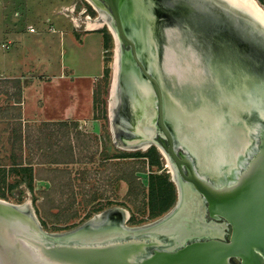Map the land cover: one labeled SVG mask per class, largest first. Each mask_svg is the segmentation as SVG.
Masks as SVG:
<instances>
[{
	"label": "water",
	"instance_id": "obj_1",
	"mask_svg": "<svg viewBox=\"0 0 264 264\" xmlns=\"http://www.w3.org/2000/svg\"><path fill=\"white\" fill-rule=\"evenodd\" d=\"M93 1L109 12L127 48L122 73L139 77L151 128L167 141L177 203L146 227L118 217L57 235L26 205L0 199V263L264 264V24L219 0ZM241 141L256 153L232 184L216 185V160L234 164Z\"/></svg>",
	"mask_w": 264,
	"mask_h": 264
},
{
	"label": "rangeland",
	"instance_id": "obj_2",
	"mask_svg": "<svg viewBox=\"0 0 264 264\" xmlns=\"http://www.w3.org/2000/svg\"><path fill=\"white\" fill-rule=\"evenodd\" d=\"M241 9L244 13L251 14L249 9L245 7H241ZM84 10L85 13L81 14ZM87 16L96 18L98 13L84 0H0V60L2 61L0 70L8 72L6 70L17 69L22 73L28 71L33 73L42 66L52 74L68 70L70 64H76L80 57V54H73L69 46L78 40L77 33L80 34L85 31L84 27L78 28L75 26L74 19H78V23L83 25ZM28 27L35 29L36 32L29 33L27 31ZM104 36L106 47H104L103 65L108 69V75L107 78H98L95 86H97V83L104 84L108 80L106 94L102 95L105 104L98 105L97 116L89 121L78 122L75 127L69 126L68 129H64L66 125H62V128L60 126L51 128L57 134L52 140L58 141V144H64V140L67 138L72 140L73 143L74 139L78 137V133L80 137H83L82 139H91L92 149L83 162L76 161L73 164L59 166L50 163L39 164L38 160L47 150H43V152L35 151L34 149L38 146L37 143L35 145L30 141V144H23L20 150L14 147L10 139L13 130L18 128V124H16L18 122L13 118H18L20 110L18 106H13L11 96L10 99H7L5 94H0V196L4 195V201L20 206L26 205L24 203L29 199L31 201L29 208L39 220L42 230L49 234H65L83 227L91 220V224L102 223L107 220L105 216H109L112 209H123L129 213V219L124 223L122 222V226L130 229L146 227L162 219L178 200L177 183L173 181L167 164L157 148L150 146L155 150V154L148 151L149 149H119L112 142L108 118V101L113 78L114 39L107 28L86 33L88 39L97 38L99 42ZM80 40H82V37H80ZM83 42H85L87 52L91 41L85 40ZM2 44L11 46L10 50L3 49ZM123 50L126 51L127 48L124 47ZM93 55L95 57V52L91 51L89 53L91 61ZM98 56H100L99 51ZM86 59L89 60L88 56L82 53L81 60L85 62ZM77 69L92 73L95 70L94 65L88 68L84 63L79 65ZM7 85L6 81L0 83V90L4 93L7 92ZM6 107L9 109L4 112ZM117 114L121 116V112L119 114L118 111ZM21 125H24L23 122H21ZM25 125L33 127V129L42 128L50 131L44 128L42 124ZM66 130H68V133L63 136L62 134ZM74 152L75 157H78V151L75 149ZM19 158L21 159L20 162H18ZM23 160L26 161V165H24ZM152 161H154V164ZM14 163H23V167L27 168L30 165L34 173L37 174L38 172L40 174L38 179L32 181V189L28 187L29 182L22 185L14 184L11 188L10 183L15 182L17 179L14 173L16 166H12ZM55 168L67 169L71 172L73 193L71 196L69 195L70 199L68 200L67 195L62 198L56 197L57 200L62 199L61 202L64 204L67 201L71 204L63 212H60V209L50 210V208H43L42 206L45 193L51 191L53 185L52 175L48 171ZM126 168L127 172L133 170V177L141 183L144 189V192L134 200L128 196L127 182L120 178ZM84 173H87V176ZM3 176L5 181L1 182ZM25 178L28 181V174ZM150 185L154 189L165 191L167 198L169 194L173 198V204L168 208L166 206L160 215L153 218H150L152 214ZM7 186L9 191L6 190ZM45 210H49L53 215L60 213V215L69 216L66 220L48 218L43 214ZM101 214L105 218L101 217L95 221V216ZM231 263L239 264L236 259H233Z\"/></svg>",
	"mask_w": 264,
	"mask_h": 264
},
{
	"label": "bare ground",
	"instance_id": "obj_3",
	"mask_svg": "<svg viewBox=\"0 0 264 264\" xmlns=\"http://www.w3.org/2000/svg\"><path fill=\"white\" fill-rule=\"evenodd\" d=\"M89 5H91L98 13L96 18H91L87 16L83 22L78 23V19L75 20V26L78 28L84 27L85 31H97L103 28H107L108 31L112 34L114 39V62H113V78L110 87V98L108 101V118L110 121L111 128V138L113 139V144L119 149H128V150H137L143 149L146 150L150 146H154L161 152L163 159L165 160L167 167L169 169V174L171 175L173 181L178 183L176 179L174 165L172 160L168 156V154L162 149V147L155 141L154 136L159 133L157 129L151 128V110L149 106V99L145 97L141 98V95L137 93L140 91V79L137 74L132 75L131 73L124 74L122 73L123 65H127V62H123L122 52L123 46L117 38L116 31L112 26L111 17L107 10L99 7L93 0H84ZM223 4H227L231 6L235 10L238 11V7H245L249 9L251 13L255 15V17L264 24V6L259 3L258 0H219ZM235 5V6H234ZM73 8V6H71ZM237 7V8H235ZM69 9V8H68ZM243 12V11H242ZM85 10L81 12L84 14ZM75 18V17H74ZM166 58V57H165ZM161 61L163 60L161 56ZM145 82L148 81L145 79ZM109 89V88H108ZM121 112V116H119ZM246 118L245 120H247ZM251 119H249L250 121ZM250 127L252 129L255 128L253 123H250ZM154 127V125H153ZM156 128V127H154ZM157 132V133H156ZM256 140V139H255ZM257 142V140H256ZM241 148L237 146L234 147V150L231 149L232 155H236L234 164L226 163L224 166H220L222 161L226 160L224 156L221 157V162L219 159L216 162H219V169L221 171L214 172L210 177H213L215 181H213L216 185L223 184H232L239 173H241L249 163V160L253 157L254 153H256L257 145L255 143L248 144L246 141H241ZM233 148V147H232ZM228 147H225L223 151L224 153L227 151ZM234 151V153H233ZM204 161H200V164L204 165ZM197 167V166H196ZM228 167V171H225V168ZM206 168V166H205ZM201 177L210 180L209 176H207L203 171H198ZM211 181V180H210ZM212 182V181H211ZM179 187V185L177 184ZM4 201V200H3ZM6 202V201H5ZM11 204V203H10ZM29 206L31 205V201L28 199L26 203ZM20 206V205H16ZM25 206V205H24ZM22 207V206H21ZM30 209V208H29ZM31 211V210H30ZM112 215V218L105 216V222H117V218L119 217L120 223L124 222L128 219L129 213L127 210H119L112 209L109 213ZM104 217L102 214L95 216L94 220H98L99 218ZM104 217V218H105ZM204 218V216H203ZM167 234V233H166ZM162 235H160L161 237ZM204 239L210 238L208 236H201ZM199 238V237H195ZM191 239V238H189ZM179 243V242H178ZM173 246L168 245V248H174L177 245V241H172ZM1 264V263H0Z\"/></svg>",
	"mask_w": 264,
	"mask_h": 264
},
{
	"label": "crops",
	"instance_id": "obj_4",
	"mask_svg": "<svg viewBox=\"0 0 264 264\" xmlns=\"http://www.w3.org/2000/svg\"><path fill=\"white\" fill-rule=\"evenodd\" d=\"M86 33H88V31H83L80 34L77 33L78 35L75 34L78 37V40L71 43L69 46L73 54H80V57L76 64H70L68 70L54 74L49 73L44 66L35 70L33 73L31 71L22 73L17 69L6 70L8 72L0 70V81L7 82L14 79H20L21 81L20 102H15V100L12 102L13 106L19 107L20 115L18 118H13V120H16L18 123L23 122L24 125H21V129L23 127V133L25 129L30 132L29 139L26 143L30 144V141L35 145L37 143L38 146L34 149L35 151H50L51 144H54V147L58 145V141L52 140L57 136V134L55 136L54 131L51 129L54 126H60V128H62L61 126L64 124L66 125V128L64 129H68L72 126L75 127L78 122L89 121L94 117L93 91L96 80L103 75L104 46L103 39L101 42H99L97 38L90 40L86 37ZM80 37H82V40H80ZM85 40L91 41L87 52L85 42H83ZM10 47L11 46L7 44L3 45V49L5 50H10ZM91 51L95 52V57L94 55L92 56V61L89 59V53ZM98 51L100 56H98ZM82 53H85L89 60L86 59L85 62L81 60ZM96 57L98 58L96 59ZM83 63L86 64L88 68L94 65V72L78 70L77 67ZM0 65H2L1 60ZM7 84L8 92H13L14 89L12 88V85L9 83ZM8 109L9 108L6 107L4 112H7ZM25 124H42L44 128L49 129L50 131L42 128L33 129V127L31 128ZM41 130H43V132H41ZM66 131L68 133V130ZM40 132L45 133V141H42ZM49 133H54V137L51 138ZM77 135L80 137L79 133ZM47 151L42 155H47L49 153H47ZM20 161L21 159L19 158L18 162ZM23 162L24 165H26V161L23 160ZM15 164L19 163H14L12 166L15 167ZM16 167H23V163L22 165H16ZM33 174L35 175L34 172ZM34 179L38 178L34 177ZM20 184L22 185L23 183ZM6 190L9 191L8 188H6ZM0 199L3 200L4 196H0Z\"/></svg>",
	"mask_w": 264,
	"mask_h": 264
},
{
	"label": "trees",
	"instance_id": "obj_5",
	"mask_svg": "<svg viewBox=\"0 0 264 264\" xmlns=\"http://www.w3.org/2000/svg\"><path fill=\"white\" fill-rule=\"evenodd\" d=\"M260 3L262 5H264L263 0H259ZM104 39V47H106V39L105 36L103 37ZM108 75V69L106 67H104L103 70V78L106 77L107 78ZM0 83H3V81H0ZM6 83H9L12 85L13 93H9L8 91L4 93V91L0 90V94H5L7 96V99H10V96L12 97L13 100H15V102H20V97H21V81L20 79H14V80H10L7 81ZM107 85H108V80L105 81L104 84L102 83H97V86H95L94 91H93V107H94V117L97 116V109H98V105L105 104V100L102 99V95L106 94V89H107ZM64 125V124H63ZM76 126V125H75ZM41 132H43V130H41ZM41 138L42 141L46 140V135L45 133H41ZM29 134L30 132L25 129L24 133L23 130L21 129V123H18V128H15L13 130V134L11 137V143L13 146L21 149L22 145L25 144L28 139H29ZM67 135V131H64L63 136ZM49 136H51V138L54 137V133H49ZM56 136V134H55ZM40 141V140H38ZM88 139H82L79 136L77 138H75L74 140V145L72 143V140H70L69 138L64 140V144H58L54 147V144H51L50 146V151L47 155L45 156H41V159L38 160L39 164H44V163H50V164H55V165H68V164H73V160L75 158V152L74 150L76 149H81V148H86L88 146L87 144ZM148 151L153 152L156 154L155 150L153 149V147H151ZM148 152V153H150ZM78 154H80L78 152ZM152 163L154 164V161H152ZM16 165H22V163L19 164H15ZM16 169H14V173L16 175V181L13 183H10L11 188L13 187L14 184L19 185L20 183H28V187L30 189H32V181L34 180V177L38 178L39 177V173H35V175L33 174V171L31 168H27V167H15ZM51 175H52V190L48 191L47 193H45V200L42 203L43 208H50L51 209H60V212L65 211L68 206H70L71 204H69V202L67 201L66 204L62 203L61 200H57V198H62L65 195L68 196V200L70 199L69 195L71 196V194L73 193L72 191V179L71 177V172L68 171L67 169H59V168H55L52 169L50 171H48ZM28 174V181H26L25 176ZM85 176H87V173H84ZM131 174V176H130ZM121 179H124L125 182H127L128 184V196L132 197L133 200L137 199V197L144 192L143 186L141 185V183L137 182L135 177H133V170H131L130 172H127V168L124 169L122 177H120ZM5 181V177L3 176V178L1 179V182ZM170 187V184H169ZM6 188L9 189V187L7 186ZM1 189L3 191H5V189L3 187H1ZM165 191H163L162 189L158 190V189H154L153 186L150 185V201L152 202V206H151V210H152V214L150 215V218H153L157 215H160L163 211L164 208L167 206L170 207L173 204V198L172 196H170L167 198L165 195ZM4 196V195H3ZM1 196V197H3ZM158 207V208H157ZM66 208V209H65ZM157 208V209H156ZM166 208V209H167ZM157 213H155L156 211ZM44 216L48 217V218H54V219H58V220H66L67 217L69 215H60V213L57 214H52L49 210L48 211H44ZM63 216V217H62Z\"/></svg>",
	"mask_w": 264,
	"mask_h": 264
},
{
	"label": "flooded vegetation",
	"instance_id": "obj_6",
	"mask_svg": "<svg viewBox=\"0 0 264 264\" xmlns=\"http://www.w3.org/2000/svg\"><path fill=\"white\" fill-rule=\"evenodd\" d=\"M163 53H164V51H163ZM163 59H165L164 57H162ZM157 130L159 131V129L157 128ZM157 133V132H156ZM154 139H155V141L162 147V149L164 150V147H166L167 146V141H166V139L162 136V134L160 133V131H159V133H157V135H155L154 136ZM87 144H88V146L86 147V148H81V149H77V151L80 153L79 154V156L78 157H75L74 158V162L73 163H75L76 161H78L79 163H81V162H83L84 160H86V157H87V154L90 152V150L92 149L91 147V145H92V142H91V139H89L88 138V141H87ZM91 144V145H90ZM153 147H155V145L153 146ZM156 148V147H155ZM148 149H150V147L148 148ZM147 150V149H146ZM162 156V155H161ZM28 167L29 168H31V166L30 165H28ZM168 172V171H167ZM128 219H129V217H128ZM127 219V220H128ZM203 220H206V221H209V222H214V223H216V224H223V221L222 220H214V219H211V218H209V216H204V218H203ZM226 230H224L223 229V231H222V234H225L226 232H225ZM219 236H221V235H217V237H219ZM223 236H225V235H223ZM225 238H228V236H225Z\"/></svg>",
	"mask_w": 264,
	"mask_h": 264
},
{
	"label": "built area",
	"instance_id": "obj_7",
	"mask_svg": "<svg viewBox=\"0 0 264 264\" xmlns=\"http://www.w3.org/2000/svg\"><path fill=\"white\" fill-rule=\"evenodd\" d=\"M28 31L33 33V32H35V29L28 27Z\"/></svg>",
	"mask_w": 264,
	"mask_h": 264
}]
</instances>
